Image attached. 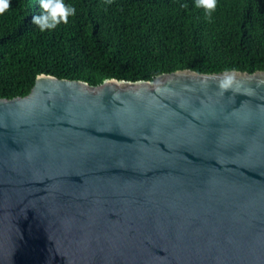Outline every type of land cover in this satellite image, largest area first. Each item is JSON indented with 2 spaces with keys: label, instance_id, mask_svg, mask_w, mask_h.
<instances>
[{
  "label": "water",
  "instance_id": "obj_1",
  "mask_svg": "<svg viewBox=\"0 0 264 264\" xmlns=\"http://www.w3.org/2000/svg\"><path fill=\"white\" fill-rule=\"evenodd\" d=\"M0 264H264V69L0 98Z\"/></svg>",
  "mask_w": 264,
  "mask_h": 264
},
{
  "label": "trees",
  "instance_id": "obj_2",
  "mask_svg": "<svg viewBox=\"0 0 264 264\" xmlns=\"http://www.w3.org/2000/svg\"><path fill=\"white\" fill-rule=\"evenodd\" d=\"M68 23L41 32L39 0H10L0 15V98L26 95L39 74L99 85L151 81L180 69H264V0H63Z\"/></svg>",
  "mask_w": 264,
  "mask_h": 264
},
{
  "label": "clouds",
  "instance_id": "obj_3",
  "mask_svg": "<svg viewBox=\"0 0 264 264\" xmlns=\"http://www.w3.org/2000/svg\"><path fill=\"white\" fill-rule=\"evenodd\" d=\"M10 0H0V15L9 8ZM41 13L32 17L31 23L44 32L52 30L58 24L68 23L69 16H74L76 9L65 5L63 0H39ZM194 7L204 10L206 18H211V13L216 8V0H194Z\"/></svg>",
  "mask_w": 264,
  "mask_h": 264
}]
</instances>
